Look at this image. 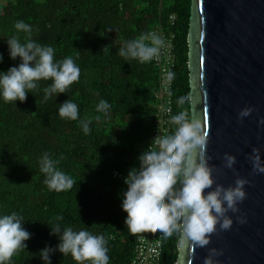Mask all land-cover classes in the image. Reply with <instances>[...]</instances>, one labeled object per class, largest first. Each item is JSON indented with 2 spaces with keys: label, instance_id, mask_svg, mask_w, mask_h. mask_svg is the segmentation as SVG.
Returning a JSON list of instances; mask_svg holds the SVG:
<instances>
[{
  "label": "trees",
  "instance_id": "trees-1",
  "mask_svg": "<svg viewBox=\"0 0 264 264\" xmlns=\"http://www.w3.org/2000/svg\"><path fill=\"white\" fill-rule=\"evenodd\" d=\"M189 11L190 0H0L4 56L0 70L19 63V58L9 57L6 44L16 32L17 19L31 23L37 29L32 38L51 44L56 58L71 55L81 68L80 79L56 98L45 101L42 92L34 91L23 102L0 99V211H21L26 219L23 226L32 233L27 248L15 253L11 264H42L34 253L58 243L45 222L58 214L65 225L103 233L108 264H129L140 230L132 231L124 223L126 212L118 193L126 186L113 172L126 174L149 142L158 80L152 60L126 61L118 48L124 39L139 38L157 24L173 33L172 113L189 109L188 102L181 104L179 99L189 94ZM170 15L175 17L173 23ZM49 82L41 80L40 85ZM100 98L111 105L107 116L95 110ZM66 99L79 105L81 118L93 117L89 134L83 133L77 120L58 114L59 104ZM174 126L172 120L170 130ZM44 151L53 157L63 154L59 167L73 178L71 188L55 191L43 183L38 157ZM178 240L176 234L164 236L161 264H175ZM51 262L78 264L59 251L51 255Z\"/></svg>",
  "mask_w": 264,
  "mask_h": 264
},
{
  "label": "clouds",
  "instance_id": "clouds-1",
  "mask_svg": "<svg viewBox=\"0 0 264 264\" xmlns=\"http://www.w3.org/2000/svg\"><path fill=\"white\" fill-rule=\"evenodd\" d=\"M14 28L16 32L7 37L6 44L9 57L12 60L19 58V63L0 70V99L23 102L29 92L34 94L35 91L42 92V99L46 101L65 93L80 79L81 68L74 58L71 55L56 58L51 44L32 38L37 29L31 23L17 19ZM163 44L161 35L145 33L139 38L124 39L118 54L126 61L149 62L158 56ZM3 59V53H0V62ZM41 80L50 82L41 87ZM179 99L181 104L185 101L190 106L195 103L187 93L181 94ZM110 108L105 98L95 104L96 112L105 116ZM253 110L254 106L243 107L238 118L242 120ZM57 111L62 118L77 120L84 134L90 133L93 117L81 118L79 105L74 100H64ZM100 118V115L95 116L96 120ZM171 119L175 122L174 128L158 131L139 152L138 163L130 166L123 177L126 187L118 196L120 207L126 212L124 223L132 231L158 230L165 237L178 235L182 244L204 247L210 243L217 225L222 230L231 228L233 218L229 212L239 210V202L247 195L244 186L249 181L237 175L234 184L225 186L216 182L213 173L217 166L210 163L212 157L207 151V129L191 109L181 108L172 113ZM260 123H264V117L260 118ZM247 156L253 172L264 173L261 148L253 146ZM62 158L63 154L53 157L48 151L38 157L40 171L44 173L43 183L50 190L68 189L74 183L73 178L59 167ZM236 159V155L225 152L223 166L232 169ZM237 219L244 222L242 216ZM25 220L21 211H0V264H11L14 254L27 248L26 241L32 233L23 226ZM62 220L58 214L52 222L45 221L50 228L49 235L55 234L58 243L54 246L46 244L34 253L42 264H52L51 255L56 251L70 254L78 264H108L109 248L103 233L65 225ZM207 253L203 264H220L216 257L222 254V249L210 247Z\"/></svg>",
  "mask_w": 264,
  "mask_h": 264
},
{
  "label": "water",
  "instance_id": "water-1",
  "mask_svg": "<svg viewBox=\"0 0 264 264\" xmlns=\"http://www.w3.org/2000/svg\"><path fill=\"white\" fill-rule=\"evenodd\" d=\"M187 58L189 109L208 131L216 182L234 184L239 175L249 183L239 210L229 212L231 228L217 225L204 247L179 239L175 264H203L210 247L222 249L220 264H264V173L247 156L258 146L264 159V0H190ZM249 105L253 112L239 119ZM225 152L237 157L232 169L223 166Z\"/></svg>",
  "mask_w": 264,
  "mask_h": 264
},
{
  "label": "built area",
  "instance_id": "built-area-1",
  "mask_svg": "<svg viewBox=\"0 0 264 264\" xmlns=\"http://www.w3.org/2000/svg\"><path fill=\"white\" fill-rule=\"evenodd\" d=\"M174 18V15L169 16L171 23H173ZM152 32L161 35L164 38V44L161 46L158 56L152 60L157 71L158 83L151 104L154 108V119L153 131L148 144L158 131L167 132L171 128L173 107L172 89L175 65L173 33L165 31L159 24L150 28L148 33ZM125 175L122 172H113V176L122 182ZM163 239L164 236L158 230H140L135 236L133 255L129 264H161Z\"/></svg>",
  "mask_w": 264,
  "mask_h": 264
}]
</instances>
